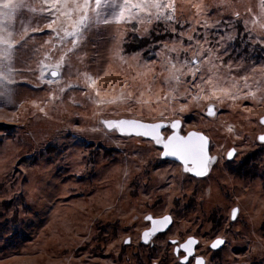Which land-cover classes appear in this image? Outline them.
I'll return each mask as SVG.
<instances>
[{
  "label": "rangeland",
  "instance_id": "obj_1",
  "mask_svg": "<svg viewBox=\"0 0 264 264\" xmlns=\"http://www.w3.org/2000/svg\"><path fill=\"white\" fill-rule=\"evenodd\" d=\"M262 116L264 0H0V264H165L132 259L146 213L206 264H264ZM121 118L201 132L208 174L104 127Z\"/></svg>",
  "mask_w": 264,
  "mask_h": 264
},
{
  "label": "water",
  "instance_id": "obj_2",
  "mask_svg": "<svg viewBox=\"0 0 264 264\" xmlns=\"http://www.w3.org/2000/svg\"><path fill=\"white\" fill-rule=\"evenodd\" d=\"M209 113L213 112V108L209 107ZM259 122L264 125V116L259 119ZM104 127L108 130H115L117 134L126 137H140L150 140L161 149L160 158L163 160L176 161L184 166H190V173L195 176H204L207 174L209 157V142L207 137L201 132L192 130L184 135L179 133L180 122L173 120L169 127L172 130L166 137L162 132L166 128L165 122H145L136 119H117L104 121ZM259 142H264V135L258 136ZM235 149L231 148L226 153V159H232L235 155ZM236 210L231 211V220H233ZM171 223V217H164L152 220L150 233L155 235L164 231ZM147 243V240H143ZM193 238H188L181 245V249L185 252V256L180 259V263H185L188 257L193 254L195 245ZM224 244V239L216 238L210 244L213 250L219 249ZM195 264H204L201 257L196 258Z\"/></svg>",
  "mask_w": 264,
  "mask_h": 264
},
{
  "label": "flooded vegetation",
  "instance_id": "obj_3",
  "mask_svg": "<svg viewBox=\"0 0 264 264\" xmlns=\"http://www.w3.org/2000/svg\"><path fill=\"white\" fill-rule=\"evenodd\" d=\"M171 132H172V130H171ZM181 135H183V134H181ZM235 156H236V152H235V155L233 156V158L228 160V159H226V154H225V160L227 162H230V161H232L234 159ZM209 157H210V152H209ZM213 161L214 160L210 159V162H209V165H208L207 174L209 172L211 162H213ZM164 162L174 163L175 165H177L179 167L180 171L184 175L188 176L191 179H201V178H204L207 175L206 174L204 176H195V175H192L190 173V170H189L190 166L189 165L184 166V165H182L179 162L170 161V160H164ZM165 215H169V214H164V215H160V216H153L150 213H146L141 218H138V219L136 218V220H134V221L127 220L126 225H124L123 227L127 228L128 231H130L131 227H133V229H134V226L139 228L138 232L134 231V230L131 231V234L136 236V243H137L135 251H133L131 253L132 259L133 260L135 259V261L136 260H140L141 259V249H142L143 251H145L147 253V255L145 256L146 261H148V259H150V255H152L153 252L158 251L160 253V255H159L160 262H163L165 264H167L169 262H173L174 264H195V260L198 257H201L204 260V264H206V258L203 256V253H201L199 251V249L201 247L200 246L201 245V241H200L201 238L197 237V235H195V234H190V233H189V235H187L183 239L173 238V237H170L168 235L170 230H171V228H172V225H173L172 217L170 215L169 216L171 217V223L164 231H161V232H159V233H157L155 235H152L150 233V228L152 226V220L164 217ZM106 229H108V227ZM112 229H115V228L112 227ZM131 234H127V236L124 237L123 240H122V244H121L122 254H123V252L128 250V248H132V246H131L132 245ZM188 238H193L196 241L195 245L193 247V254L190 257L187 258L185 263H180V259L185 256V252L181 249V245L184 242H186V240ZM145 239L147 240V243H144L143 240H145ZM213 240L214 239H212L211 241H213ZM159 241L161 242V245L158 248V247H156V242H159ZM211 243L212 242H210L207 245L209 251L211 250L213 252L214 251L216 252V251H218V250H220L222 248L221 247L219 249L213 250L210 247ZM151 264H154V263H151Z\"/></svg>",
  "mask_w": 264,
  "mask_h": 264
}]
</instances>
